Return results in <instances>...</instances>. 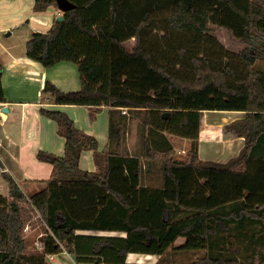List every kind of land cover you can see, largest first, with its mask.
<instances>
[{
  "label": "trees",
  "instance_id": "trees-1",
  "mask_svg": "<svg viewBox=\"0 0 264 264\" xmlns=\"http://www.w3.org/2000/svg\"><path fill=\"white\" fill-rule=\"evenodd\" d=\"M70 1L76 6L62 20L33 33L26 54L45 67L77 63L80 89L64 91L47 80L43 90L58 104L91 107L92 119L109 107V140L100 151L98 139L66 112L41 108L58 122L65 154L39 150L38 158L54 167L29 195L3 171L9 194H0V264H52L47 254L64 250L77 263L153 264L128 255L205 250L172 264H264V70L255 67L264 59V4ZM50 5L57 1L35 0L33 8ZM213 27L245 47L227 48ZM2 75L0 63V102ZM203 110L245 111L244 171L199 165ZM130 113L142 119L141 154L127 153ZM155 133L160 140L165 133L191 139L187 158H176L168 141L154 146ZM84 150H94L95 170L80 166ZM149 166L161 174L160 185H146ZM35 216L45 226L44 247L29 252L25 228ZM180 236L186 240L174 245Z\"/></svg>",
  "mask_w": 264,
  "mask_h": 264
},
{
  "label": "crops",
  "instance_id": "crops-1",
  "mask_svg": "<svg viewBox=\"0 0 264 264\" xmlns=\"http://www.w3.org/2000/svg\"><path fill=\"white\" fill-rule=\"evenodd\" d=\"M35 1V0H34ZM262 0H260L261 2ZM59 9V8H58ZM58 14L60 12L58 10ZM9 54V53H8ZM9 62L14 64L24 57H17L10 53ZM1 63V62H0ZM3 65L2 83L6 101L0 102V160L2 162V171H8L14 179L22 186L25 185L34 188L33 192L45 186V180L49 179L53 171V163L38 158L40 149L54 152L59 155L65 154V137L59 133L58 122L41 113V108H53L66 112L76 123V125L85 132L94 135L98 139V150H103L109 140V112L110 108L102 107L95 119L90 117L91 107L78 104H58L49 93L44 92V86L49 76L53 72L74 71L77 63L71 61H62L52 67H44L42 73L37 65H33L27 70L28 77L41 79V93L37 95L40 98L16 99L9 98V94L5 89V72L7 65ZM39 66V65H38ZM78 67V66H77ZM41 68V67H40ZM20 76V74H19ZM40 76V77H39ZM20 77L15 78L18 81ZM56 81L55 79H53ZM80 85L73 84L71 89H80ZM46 93L45 100L43 99ZM7 106L6 118L2 115V109ZM125 110V109H124ZM89 114V115H88ZM103 120L99 123L100 117ZM246 116L245 111L240 110H203L200 125V138L198 141L199 165L201 166H223L228 164L229 168L236 171H244V158L241 154L245 146V136L243 121ZM91 118V119H90ZM131 118L136 125L142 122V119L136 113H130ZM131 121H129L130 123ZM151 138L152 144L164 145L168 142L176 149V158L186 159L192 145V140L165 133L166 138L161 140L159 134H153ZM140 129L135 145L130 144L129 131L127 133V153L141 154L142 143L140 142ZM168 141V142H167ZM134 142V141H133ZM133 144V143H132ZM184 156V157H182ZM80 166L83 169L95 170L96 164L94 159V150H84L80 159ZM149 171L145 182L146 185L158 186L161 184L162 178L160 173H153L149 166ZM156 167V166H155ZM153 167V170L157 168ZM153 173V174H152ZM160 174V175H158ZM2 186V184H0ZM1 195L9 194L0 192ZM116 234V232H112ZM185 237L180 236L174 242L178 246L184 243ZM63 252V251H62ZM67 252V251H65ZM173 252V250H172ZM181 251L174 250V253ZM198 253L197 251H194ZM68 253V252H67ZM61 254V253H60ZM71 257L72 255L68 253ZM158 255L131 252L128 255L129 261L151 262L155 264V258ZM73 258V257H72ZM154 260V261H153ZM75 264H104L101 262L93 263H77ZM57 264L64 263L61 258Z\"/></svg>",
  "mask_w": 264,
  "mask_h": 264
},
{
  "label": "rangeland",
  "instance_id": "rangeland-1",
  "mask_svg": "<svg viewBox=\"0 0 264 264\" xmlns=\"http://www.w3.org/2000/svg\"><path fill=\"white\" fill-rule=\"evenodd\" d=\"M261 3L264 4V0H262ZM33 4L34 0H0V62L4 63L5 66L7 65V67H5V89L9 94V98L29 100L37 98L41 99V97H38L37 95L41 91V79H32L31 77H28L26 72L33 65H37L39 70L43 73L44 71L42 69H44V67L39 61L27 56V42L32 37L34 32H47L51 28L54 20L59 16L58 10L60 14L64 13L58 9L59 7L57 5H50L44 11H36L33 8ZM213 29L219 40L232 51L239 52L245 47V44H243L238 38H233L226 29H219L215 27H213ZM135 43L136 39L131 38L127 40L126 45L130 50H132ZM10 53L17 57H24V60L12 64L9 62ZM255 67L264 70V59H258ZM17 76L18 78L20 77V79L15 81ZM48 80L53 81L64 91L78 90L79 88L71 89L73 88V84L81 86L80 72L77 66L74 71H59V73L53 72L50 74ZM45 97L46 93L43 96L44 100ZM102 120L103 116L100 117L98 122L101 123ZM130 121L131 122L128 127L130 144L135 145L136 142H138L136 138L139 133V124L136 125V122L132 118ZM228 163L229 160L227 164ZM1 166L0 184H2V186H0V192L7 193L9 182L3 175ZM22 188L28 195L33 193V190H35L24 183L22 184ZM44 234L45 226L40 223L38 218L35 216L32 218V223L29 224L28 229L25 231L29 252L42 249L38 247L37 242L44 237ZM168 252L162 256L158 255V257L155 258V264H172L174 262L190 261L203 254L205 250H197L198 253L194 251L179 253L172 252L173 255ZM60 253L52 254V256L47 254V261L52 264H57L62 258L64 263L75 264L74 258H72L73 256L71 257L67 252H65V250ZM260 259V256H258L257 261Z\"/></svg>",
  "mask_w": 264,
  "mask_h": 264
},
{
  "label": "water",
  "instance_id": "water-1",
  "mask_svg": "<svg viewBox=\"0 0 264 264\" xmlns=\"http://www.w3.org/2000/svg\"><path fill=\"white\" fill-rule=\"evenodd\" d=\"M57 1V5L59 7V9L62 11V12H65L71 8H74L76 6L75 3L71 2L70 0H56ZM64 17H63V13L60 14L58 16V19L59 20H62ZM8 107L5 106L3 109H2V115L4 118H6V112L8 111Z\"/></svg>",
  "mask_w": 264,
  "mask_h": 264
},
{
  "label": "built area",
  "instance_id": "built-area-1",
  "mask_svg": "<svg viewBox=\"0 0 264 264\" xmlns=\"http://www.w3.org/2000/svg\"><path fill=\"white\" fill-rule=\"evenodd\" d=\"M123 111L125 112L126 110H123ZM7 196H8V195H7ZM28 227H29V224L26 226L25 229L27 230ZM37 245H38L39 248H43V247H44V246H43L44 244H43V242H42L41 240L37 242ZM52 254H53V253H49L48 255H51V256H52Z\"/></svg>",
  "mask_w": 264,
  "mask_h": 264
}]
</instances>
